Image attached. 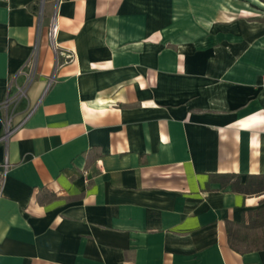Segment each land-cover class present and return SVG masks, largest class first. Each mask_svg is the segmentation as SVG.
<instances>
[{
	"label": "crops",
	"instance_id": "crops-1",
	"mask_svg": "<svg viewBox=\"0 0 264 264\" xmlns=\"http://www.w3.org/2000/svg\"><path fill=\"white\" fill-rule=\"evenodd\" d=\"M0 120V264H264V0H0Z\"/></svg>",
	"mask_w": 264,
	"mask_h": 264
},
{
	"label": "trees",
	"instance_id": "trees-1",
	"mask_svg": "<svg viewBox=\"0 0 264 264\" xmlns=\"http://www.w3.org/2000/svg\"><path fill=\"white\" fill-rule=\"evenodd\" d=\"M212 183L222 188L230 187L235 193L243 195H264V175L248 176L241 183L237 175L219 174L209 177ZM241 225L226 223V231L230 247L239 253L264 250V206L249 211ZM244 246V249L239 248Z\"/></svg>",
	"mask_w": 264,
	"mask_h": 264
},
{
	"label": "built area",
	"instance_id": "built-area-1",
	"mask_svg": "<svg viewBox=\"0 0 264 264\" xmlns=\"http://www.w3.org/2000/svg\"><path fill=\"white\" fill-rule=\"evenodd\" d=\"M6 2L10 1V0H5ZM56 32H57V29L54 25V23H52L49 27V31H48V38H49V41L52 45H54L55 43V37H56ZM9 121H6V122H2V135H0V143L4 142L9 133H10V128H9ZM8 169H9V165L8 163L5 161L2 165H1V170H0V199L2 197V194H3V188H4V183H5V177L7 175V172H8Z\"/></svg>",
	"mask_w": 264,
	"mask_h": 264
},
{
	"label": "water",
	"instance_id": "water-1",
	"mask_svg": "<svg viewBox=\"0 0 264 264\" xmlns=\"http://www.w3.org/2000/svg\"><path fill=\"white\" fill-rule=\"evenodd\" d=\"M2 128V121L0 120V129Z\"/></svg>",
	"mask_w": 264,
	"mask_h": 264
}]
</instances>
